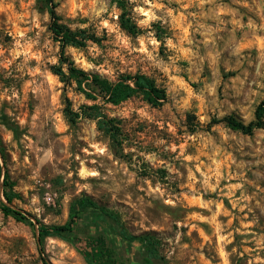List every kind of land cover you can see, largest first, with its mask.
Instances as JSON below:
<instances>
[{
    "label": "rangeland",
    "instance_id": "rangeland-1",
    "mask_svg": "<svg viewBox=\"0 0 264 264\" xmlns=\"http://www.w3.org/2000/svg\"><path fill=\"white\" fill-rule=\"evenodd\" d=\"M52 1L61 22L99 38L65 47L75 66L112 81L146 74L166 98H86L53 72L48 0H0V264H90L80 240L97 235L117 264H264V128L216 121L248 123L264 98V0H124L134 35L115 1ZM68 101L76 112L98 103L120 146L96 119L70 123ZM81 197L98 207L80 211L71 232L39 236Z\"/></svg>",
    "mask_w": 264,
    "mask_h": 264
},
{
    "label": "trees",
    "instance_id": "trees-1",
    "mask_svg": "<svg viewBox=\"0 0 264 264\" xmlns=\"http://www.w3.org/2000/svg\"><path fill=\"white\" fill-rule=\"evenodd\" d=\"M116 2V5L120 9L118 15V24L128 34L134 35L139 29L136 23L132 20L128 10L125 8L124 0H112ZM49 2V15L50 24L49 29L55 40L59 43L60 48V60L57 66H53V72L57 74L62 81H73L76 89L82 92L86 98L96 101L100 99L102 103H109L116 105L135 94H141L143 99L152 106L160 105L166 98V94L163 88L157 86L155 81L143 73H118L116 80L112 81L106 77L101 76L98 73H88L83 69L74 65L64 54L66 46L83 47L87 41L98 43L99 38L95 34H89L85 29L72 30L65 23L61 22L60 17L55 12V4L52 0ZM63 64H65V71L63 70ZM64 113L67 120L70 123H74L79 116H84L92 119H96L97 127L99 130L107 133L115 146H120V141L117 137L119 135V127L114 123L113 118L106 116L98 103H92L90 105H82L80 112L74 111L70 107L69 101L67 102ZM264 98L256 106L254 120L243 123L242 121L232 117L225 116L216 121H223L229 128L237 130L243 134H252L256 128H264ZM3 195L8 203L12 202L13 195L7 190L3 191ZM88 207H98L97 204L88 197H81L76 200L70 207L69 216L66 222L62 225L53 226H40L39 236H43L46 233H68L72 231L73 224L78 218V213ZM3 211L6 214L13 216L17 220H26V217L19 211L11 209L9 206H3ZM100 210L109 217L114 215L103 209ZM126 239L134 240L136 236L123 234ZM147 245L146 251L148 256L156 257L158 250L155 242L150 237H146ZM82 246V252L88 259V262L92 264L93 259H98L95 264H117V259L114 256V251L111 246L106 242L105 238L101 235L95 237H89L80 240Z\"/></svg>",
    "mask_w": 264,
    "mask_h": 264
},
{
    "label": "clouds",
    "instance_id": "clouds-1",
    "mask_svg": "<svg viewBox=\"0 0 264 264\" xmlns=\"http://www.w3.org/2000/svg\"><path fill=\"white\" fill-rule=\"evenodd\" d=\"M145 15H147V13H145ZM153 43H155V41H153ZM101 151H102V149H101ZM221 239H223V237Z\"/></svg>",
    "mask_w": 264,
    "mask_h": 264
}]
</instances>
